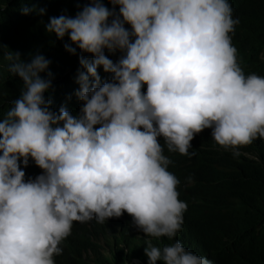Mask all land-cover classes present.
<instances>
[{"label": "clouds", "instance_id": "9594fccd", "mask_svg": "<svg viewBox=\"0 0 264 264\" xmlns=\"http://www.w3.org/2000/svg\"><path fill=\"white\" fill-rule=\"evenodd\" d=\"M108 3L85 0L75 16L44 25L67 36V52L92 57L79 58L85 71L73 79V113L46 99L52 73L43 54L5 57L23 89L0 114V264H67L61 258L76 225L123 217L158 240L145 242L148 264H211L200 249L187 250L196 228L185 220L189 203L170 155L191 158L204 135L233 155L264 139V74L246 75L235 48L242 0ZM105 50L121 55L114 62ZM29 161L40 175L25 174ZM221 241L247 252L258 245L244 225Z\"/></svg>", "mask_w": 264, "mask_h": 264}, {"label": "trees", "instance_id": "16d2710c", "mask_svg": "<svg viewBox=\"0 0 264 264\" xmlns=\"http://www.w3.org/2000/svg\"><path fill=\"white\" fill-rule=\"evenodd\" d=\"M84 2L85 0H32L27 3V0H0V44H5L0 47V63L3 65L0 67V114L10 108L11 101L18 98L23 89L20 78L10 76L7 70L10 61L5 57L12 51L20 54L38 51L49 59L51 64L48 71L52 73L51 89H54L46 92L45 97L52 100L51 107L54 111H58L62 105L67 108L71 105L73 97L69 93L73 79L77 78L78 71H85L79 64V58L83 55L91 60L92 57L90 54L81 53L79 49L76 55L70 54L64 48L65 43H71L67 36L64 40H59L55 35L48 34L44 25L52 16H75L84 6ZM103 2L106 7L112 8L108 0ZM33 5L45 8L46 14L25 15L21 12L23 7ZM242 6L235 31L236 47L240 48L238 50L235 47L237 60L246 75L257 71L255 74L263 76L264 0H242ZM250 28L251 31H248ZM105 54L114 62L121 55L119 52L111 53L107 50ZM98 73L102 82L108 81L112 75L105 73L102 67L98 69ZM41 76L48 78L47 73H41ZM68 110L73 113L71 108ZM212 146L210 139L204 135L194 143L195 154L191 158L170 155L171 164L174 166H171L172 170L178 175L182 195L189 203L185 220L196 228L195 233L188 239L190 248L187 250L193 252V249H200L206 253L211 264H264V139H257L251 145L239 148V155H233L230 150H226V153ZM21 168L26 175L32 177L42 172L32 161H29L27 167L21 163ZM218 187L222 191L216 190ZM220 197L221 200H218ZM203 213L207 216H202ZM88 222L90 223L75 226L71 237L65 242L62 261L67 264H134V260H140L148 264V257L144 253L145 242L152 239L153 245L157 246L158 240L146 237L132 226V218L108 219L104 223L96 220ZM233 224L251 229L253 238H258L255 251L247 252L235 246H222L221 236ZM206 238L209 239L205 240ZM157 264L162 262L158 261Z\"/></svg>", "mask_w": 264, "mask_h": 264}, {"label": "bare ground", "instance_id": "6f19581e", "mask_svg": "<svg viewBox=\"0 0 264 264\" xmlns=\"http://www.w3.org/2000/svg\"><path fill=\"white\" fill-rule=\"evenodd\" d=\"M254 1H255V0H254ZM257 1H258V0H257ZM260 1H261V0H260ZM244 3H245V2H244ZM254 3H256V2H253V4H254ZM247 4H248V1H247ZM245 5H246V4H245ZM249 5H250V4H249ZM255 5H256V4H255ZM241 6H242V5H241ZM247 6H248V5H247ZM258 6H259V5H258ZM243 7H244V6H242V8H243ZM252 7H255V6H252ZM246 8H247V7H246ZM248 9H249V7H248ZM255 9H256V8H255ZM257 9H259V8H257ZM244 10H245V9H244ZM250 10H251V7H250ZM260 10H261V9H260ZM246 11L248 12V10H246ZM246 11H245V12H246ZM247 14H248V13H247ZM247 14H246V15H247ZM244 15H245V14H244ZM250 15H251V14H250ZM248 16H249V15H248ZM238 18H240V17H238ZM248 18H249V17H248ZM243 19H244V18H243ZM40 21H42V19H41ZM40 25H41V24H40ZM249 25H250V23H249ZM245 30H246V28H245ZM247 30H248V29H247ZM253 30H256V28L253 29ZM243 31H244V30H243ZM248 31H251V28H250V30H248ZM253 33H254V32H253ZM242 34H244V33H242ZM252 35H253V34H252ZM242 36H243V35H242ZM244 36H245V35H244ZM237 37H238V36H237ZM237 41H238V40H237ZM240 42H241V41H240ZM11 43H12V42H11ZM4 45H5V44H4ZM236 48H237V47H236ZM237 49H238V48H237ZM239 49H240V48H239ZM239 49H238V50H239ZM241 50H242V48H241ZM239 57H240V55H239ZM248 60H250V59H248ZM238 61H239V60H238ZM253 64H254V62H253ZM253 64H252V66H254ZM256 65H257V64H256ZM252 66H251V67H252ZM251 67H250V69H252ZM248 69H249V68H248ZM259 69H261V68H259ZM253 72H254V71H253ZM255 73H257V71H256ZM249 74H250V73H249ZM19 84H20V83H19ZM1 96H2V95H1ZM2 101H3V100H2ZM4 101H5V100H4ZM4 101H3V102H4ZM204 138H205V137H204ZM203 141H204V140H203ZM200 142H201V141H200ZM205 145H206V143H205ZM207 145H208V143H207ZM209 145H210V143H209ZM212 147H213V146H212ZM213 148H214V147H213ZM199 149H200V148H199ZM204 149H205V148H204ZM206 151H207V150H206ZM208 151H209V149H208ZM208 153H209V152H208ZM226 153H227V152H226ZM226 153H225V155H226ZM218 155H219V153H218ZM222 155H223V154H222ZM203 156H204V155H203ZM204 158H205V157H204ZM207 158H209V157H207ZM207 158H206V159H207ZM213 158H214V157H213ZM213 158H212V159H213ZM220 158L223 159V157H220ZM221 159H220V162H221ZM209 160H210V159H209ZM220 162H219V163H220ZM223 162H225V161H223ZM217 163H218V162H217ZM221 163H222V162H221ZM202 164H203V163H202ZM199 166H200V165H199ZM209 166H210V165H209ZM172 167H174V166H172ZM184 167H185V166H184ZM206 167H207V166H206ZM211 167H212V166H211ZM182 174H183V173H182ZM186 176H187V174H186ZM210 179H211V178H210ZM211 180H212V179H211ZM216 182H217V181H216ZM211 183H212V182H211ZM219 185L221 186L222 183H220ZM214 186H216V185H214ZM221 187H222V186H221ZM212 188H213V187H212ZM222 188H223V187H222ZM218 189H219V187H218L216 190H218ZM220 189H221V188H220ZM220 189H219V190H220ZM223 190H225V189H223ZM221 191H222V189H221ZM210 199H211V198H210ZM215 199H216V197L213 198V200H215ZM219 199L221 200V197L218 198V200H219ZM213 200H212V201H213ZM218 200H217V201H218ZM215 202H216V201H215ZM207 203H208V202H207ZM210 203H211V202H210ZM213 204H214V203H213ZM215 204H217V202H216ZM207 205H208V204H207ZM211 206H213V205H211ZM215 206H216V205H215ZM207 207H208V206H207ZM209 207H210V205H209ZM222 207H225V206H222ZM203 209H204V207H203ZM223 209H226V208H223ZM205 210H206V208H205ZM210 210H211V209H210ZM215 210H216V208H215ZM215 210H214V211H215ZM220 210H221V208H220ZM210 212L213 214L212 211H210ZM215 212H217V211H215ZM215 212H214V213H215ZM207 214H208V212H207ZM204 215H206V214L203 213L202 216H204ZM206 216H207V215H206ZM211 216H212V215H211ZM208 217H209V216H208ZM209 218H210V217H209ZM188 220H189V219H188ZM215 226H216V224H215ZM214 228H215V227H214ZM134 235H135V234H134ZM145 261H146V260H145Z\"/></svg>", "mask_w": 264, "mask_h": 264}]
</instances>
